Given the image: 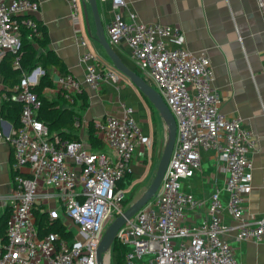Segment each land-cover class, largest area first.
Wrapping results in <instances>:
<instances>
[{"label": "built area", "instance_id": "2783aa9c", "mask_svg": "<svg viewBox=\"0 0 264 264\" xmlns=\"http://www.w3.org/2000/svg\"><path fill=\"white\" fill-rule=\"evenodd\" d=\"M100 1L113 7L105 30L108 40L115 46H127L128 56L162 95L177 121L174 150L157 194L118 232L117 242L126 249L125 264H241L223 238L228 227L222 217V189L216 186L209 196L210 217L187 224L186 213L205 201L183 191L181 184L200 168L202 149L219 152L228 175L227 207L237 221V237L261 241L264 216L249 221L243 207L245 195L252 190L251 153L257 138L240 118L221 112L222 97L213 86L211 59L206 53L188 51L179 27L141 21L133 11L126 14L127 0ZM68 2L73 29L83 48L85 77L58 75L56 85L73 101L84 84L100 88L118 78V72L102 64L104 59L91 49L81 19L82 0ZM257 3L264 22V0ZM39 10L36 0H0V64L8 52L19 53L22 25L38 32L31 13ZM14 66H20L19 55ZM37 72L41 68L9 86L0 71V99L22 104L20 126L14 134L6 135L0 128V142L8 140L14 149L13 204L8 210L0 264H98L97 250L106 228L124 210L126 190L118 184L130 174L138 146L151 149L154 139L144 136L131 107H126L123 116L106 115L94 121L95 135L113 154L94 152L79 139L52 135L37 115L41 100L31 89L38 82ZM82 123L75 116V126ZM43 189H53L59 205L48 208L50 222L63 213L77 227L73 241L55 231L39 236L35 208L40 203L48 205L41 200Z\"/></svg>", "mask_w": 264, "mask_h": 264}, {"label": "crops", "instance_id": "0c3cea01", "mask_svg": "<svg viewBox=\"0 0 264 264\" xmlns=\"http://www.w3.org/2000/svg\"><path fill=\"white\" fill-rule=\"evenodd\" d=\"M36 1L39 2L40 10L31 13V16L48 30L50 48L71 74L83 80L86 64L82 59L83 48L73 29L68 0ZM99 7L106 30L113 7L111 3L100 0ZM130 11L135 12L141 21L179 27L184 33L188 51L195 55H209L215 73L213 86L222 97L221 112L228 117L240 118L257 138L251 153L252 190L245 195L243 207L245 218L249 221L261 218L264 216V22L257 0H127L125 12L128 14ZM81 19L91 49L100 55L97 45L101 51L103 48L89 36L84 12ZM91 28L95 31L92 17ZM116 47L128 56L125 44ZM39 68L42 72L36 74L38 82L44 74L42 67L36 69ZM58 75L59 72L54 70L52 76L55 86L43 89V96L47 99H56L62 93L56 85ZM82 92L87 102L81 107L82 102L79 100L76 108L82 113L83 123L81 127L73 126L70 135L84 141L88 149H96L90 141V123L106 115L123 116L126 107L134 109L133 116L140 124L144 136L155 138L149 101L124 75L118 73V78L102 83L97 89L84 84ZM4 104L0 99V128L6 135H12L16 130L14 107L9 105L6 108ZM161 119L158 124V140L154 139L152 148L147 149L140 144L136 150L130 176L125 180L126 192L136 189L138 194H142L153 178L162 143L161 132L165 128ZM144 149L147 153H144ZM106 150L113 154L111 149ZM200 157V168L193 177L182 181L181 188L205 202L189 210L185 222L195 224L208 219L209 196L216 186L220 187L224 203L222 217L228 227L223 238L234 248L241 264H264V236L259 242L240 240L237 237V221L227 207L229 196L225 184L228 175L220 153L202 149ZM13 160V146L4 139L0 142V252L5 242L8 210L13 204ZM42 192L50 195L45 197L44 193L41 198L42 201H48L47 209L59 207L57 198L52 194L53 189H43ZM65 223L72 230H77L70 219L66 218Z\"/></svg>", "mask_w": 264, "mask_h": 264}, {"label": "trees", "instance_id": "16d2710c", "mask_svg": "<svg viewBox=\"0 0 264 264\" xmlns=\"http://www.w3.org/2000/svg\"><path fill=\"white\" fill-rule=\"evenodd\" d=\"M38 32L32 31L27 28L25 25L21 26V41L22 46L17 55L20 58V66H14V61L17 57L16 54L8 52L0 64V71L4 76V81L7 85L13 86L19 83L22 77L26 74H30L34 69L39 66L43 68L44 74L42 75L39 82L35 85H32L31 89L34 91L41 100V106L38 109V118L41 119L48 127L52 135L58 134L63 138H69L71 140H77L70 135V129L75 126V116H78L82 119V113L76 108L78 101L80 100L81 107L85 106L87 102L86 95L84 92H80L74 95V100L70 101L65 93H61L56 99H47L43 96V89L45 87H54L55 82L53 80V72L56 70L59 72V75L70 73L64 62L59 58V56L50 48V36L49 32L44 25L38 20ZM113 47L122 57L124 62L133 70L141 74L139 68L125 55L120 51L114 44ZM43 50V51H40ZM103 55L107 58V61L101 60V63L104 65L112 66L111 60L107 57L104 49L102 50ZM56 68V69H54ZM147 82H149L147 80ZM4 107L13 105L14 114H15V126L16 130L20 126V117L22 104L12 101H3ZM152 109V120L154 124V139L158 140L159 129L158 124L160 121L159 112L154 107V105L149 102ZM90 141L92 146L96 147L94 152H107L108 148L105 143L95 135V123L92 121L90 123ZM130 175L125 176L118 184L119 188L125 189L126 183L125 180ZM136 195V189H133L130 192H126L125 197L123 198V206L126 209ZM35 217L36 225L38 228V234L40 237H44L49 232L55 231L58 232L64 239L68 242L73 241L76 235V231L70 229L64 220L58 218L54 222L49 220V210L45 204L38 205L35 208ZM113 261L114 264H125V252L126 249L115 242L113 248Z\"/></svg>", "mask_w": 264, "mask_h": 264}, {"label": "water", "instance_id": "95a60500", "mask_svg": "<svg viewBox=\"0 0 264 264\" xmlns=\"http://www.w3.org/2000/svg\"><path fill=\"white\" fill-rule=\"evenodd\" d=\"M85 22L89 36L104 49L111 60L113 68L127 77L138 90L151 102L159 112L167 129V138L160 145L158 165L153 178L145 191L108 225L97 250L98 264H109V253L112 250L119 230L132 219L156 194L168 169L177 137V121L162 95L137 71L131 69L107 38L104 23L101 18L99 0H82ZM93 18L95 31L91 28Z\"/></svg>", "mask_w": 264, "mask_h": 264}, {"label": "rangeland", "instance_id": "374dc122", "mask_svg": "<svg viewBox=\"0 0 264 264\" xmlns=\"http://www.w3.org/2000/svg\"><path fill=\"white\" fill-rule=\"evenodd\" d=\"M89 41H90V39H89ZM97 47H98V50H99V54H100V56L104 59V61L106 60L107 61V63H108V60H107V58L103 55L104 53L101 51V49H100V47L97 45ZM151 82V81H150ZM151 84V83H150ZM162 120V119H161ZM164 123V122H163ZM165 125V124H164ZM166 138H167V129H166V127L163 129L162 128V132H161V142H165V140H166ZM159 162V161H158ZM152 180V179H151ZM151 182V181H150ZM141 194H138L137 192H136V195H135V197H134V199L135 198H137V197H139ZM134 199L132 200V202L134 201ZM131 202V203H132ZM130 203V204H131ZM65 215L64 214H62L61 215V218L60 219H62V220H64V221H66V218L67 219H70L69 217H67L66 216V218L64 217ZM68 227H70L71 229H73L71 226H69V225H67ZM74 230L77 232V230H76V228H74ZM109 258H110V261H109V264H114V261H113V252H112V250L110 251V253H109Z\"/></svg>", "mask_w": 264, "mask_h": 264}]
</instances>
